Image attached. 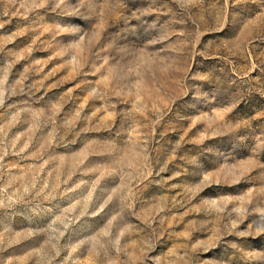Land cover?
I'll list each match as a JSON object with an SVG mask.
<instances>
[{"label": "rangeland", "instance_id": "obj_1", "mask_svg": "<svg viewBox=\"0 0 264 264\" xmlns=\"http://www.w3.org/2000/svg\"><path fill=\"white\" fill-rule=\"evenodd\" d=\"M0 264H264V0H0Z\"/></svg>", "mask_w": 264, "mask_h": 264}]
</instances>
